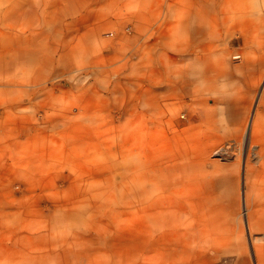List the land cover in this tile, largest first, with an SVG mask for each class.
<instances>
[{
  "label": "rangeland",
  "instance_id": "rangeland-1",
  "mask_svg": "<svg viewBox=\"0 0 264 264\" xmlns=\"http://www.w3.org/2000/svg\"><path fill=\"white\" fill-rule=\"evenodd\" d=\"M261 150L264 0H0V264H264Z\"/></svg>",
  "mask_w": 264,
  "mask_h": 264
},
{
  "label": "crops",
  "instance_id": "crops-1",
  "mask_svg": "<svg viewBox=\"0 0 264 264\" xmlns=\"http://www.w3.org/2000/svg\"><path fill=\"white\" fill-rule=\"evenodd\" d=\"M165 23H166L165 21H159V19H156V21H152V20L145 21L134 27L132 37L136 38V42L140 44H143V43L151 44V46H156L155 48L156 50H158L159 49V25L163 26L165 25ZM209 30H210V24L209 22L205 21L203 25L204 37L208 36ZM130 53H135L134 49H132ZM250 125L251 124L249 122L248 129ZM247 135H248V130H247ZM262 155H264V150H261V156Z\"/></svg>",
  "mask_w": 264,
  "mask_h": 264
},
{
  "label": "built area",
  "instance_id": "built-area-1",
  "mask_svg": "<svg viewBox=\"0 0 264 264\" xmlns=\"http://www.w3.org/2000/svg\"><path fill=\"white\" fill-rule=\"evenodd\" d=\"M232 58H233V59H236V60H237V59H240V55H239V54H236V55L232 56Z\"/></svg>",
  "mask_w": 264,
  "mask_h": 264
}]
</instances>
